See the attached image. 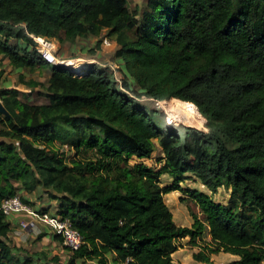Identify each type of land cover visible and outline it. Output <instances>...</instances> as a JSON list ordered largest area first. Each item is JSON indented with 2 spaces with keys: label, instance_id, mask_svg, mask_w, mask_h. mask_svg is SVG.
<instances>
[{
  "label": "trees",
  "instance_id": "16d2710c",
  "mask_svg": "<svg viewBox=\"0 0 264 264\" xmlns=\"http://www.w3.org/2000/svg\"><path fill=\"white\" fill-rule=\"evenodd\" d=\"M102 31L117 47L119 81L107 68L74 73L50 65L31 38L64 44ZM0 57L15 70L49 74L45 84L24 82L44 105L0 89L10 114L0 115V204L50 188L54 215L82 238L58 264H173L175 241L187 237L193 246L204 228L197 219L192 228L178 227L164 204L163 194L178 189L184 174L211 193L229 190L225 204L186 191L211 242L235 257L228 264H264V0H145L141 12L126 0H0ZM147 101L181 102L203 117L207 131L161 126ZM62 126L77 132L76 148L94 149L96 164L111 175L92 173L93 163L68 167L53 149L63 141ZM156 147L161 173L172 177L165 189L142 162ZM10 231L0 210V264L59 262L25 255Z\"/></svg>",
  "mask_w": 264,
  "mask_h": 264
},
{
  "label": "rangeland",
  "instance_id": "374dc122",
  "mask_svg": "<svg viewBox=\"0 0 264 264\" xmlns=\"http://www.w3.org/2000/svg\"><path fill=\"white\" fill-rule=\"evenodd\" d=\"M130 10L138 8L139 12L144 9L145 0H126ZM107 40L108 45L103 44V41ZM55 44V57L59 61L66 62H81L84 64H90L89 69L93 66H98L103 69H110L117 79H121V73L119 71L120 64L116 61L114 53L116 50L115 43L107 37L105 31H102L98 37L90 38H78L73 43L59 44L57 41H53ZM86 64V65H87ZM97 68V67H96ZM112 68L114 70H112ZM6 71V70H5ZM4 71V72H5ZM46 72L44 70H37L33 73V77L37 78L42 84L46 83ZM48 73V72H47ZM10 76L9 74L6 75ZM12 80V77L9 78ZM146 104L153 110H157V121L159 125H167L169 127H191L187 126L182 120H178L167 113V106L159 102L147 101ZM189 108V107H188ZM190 109V108H189ZM192 110V109H191ZM174 120V121H173ZM202 131H207L204 125L200 128L191 127ZM97 133V130H95ZM59 133L63 137V141H57L53 144V149L63 157L64 163L71 167L72 161L78 163L87 164L93 163L95 170L92 173L101 175H111L109 168L104 166L102 171L101 167L96 164L98 160V154L94 149H87L84 146L76 148L77 144L81 141L77 132H72L69 127L62 126L59 128ZM161 152L156 147L155 152L151 155L150 159L143 160L142 162L148 167L153 168L154 175L157 176L156 183L160 189L171 187L172 177L168 174L161 173L163 161L161 160ZM185 180L178 181L179 188L171 190L163 194L164 204L172 214V217L176 225L180 228H192L194 221L204 223V228L200 238L195 239L193 246L188 244L189 238L179 239L175 241L177 250L172 255L173 264H228L235 260V257L223 251L217 245L211 242L209 236V229L204 222V216L201 213L196 202L190 197L186 191H195L197 193H203L209 196V198L216 203L225 204L229 201V190L225 187H220L215 193L208 191L201 183L189 174H184ZM50 188L37 187L33 194H26L24 191L18 193L20 197H26L30 201V205L35 211H46L50 214H54L55 204L49 202V197L46 191ZM8 221L11 224L16 222L29 223L31 219L16 215L9 218ZM34 224V223H33ZM30 224L27 229H22L19 237H21L20 248L25 252V255L31 256L33 253H40L46 257H42L41 261L46 263L51 262L53 258H58L62 263L70 254L62 245L61 241L54 239L53 234L49 233L47 225L43 222L36 221L34 226ZM46 226V227H44ZM42 227H44L47 235L43 233ZM56 240V241H55ZM26 247V248H23ZM205 259H208L207 261ZM86 264H94V262H87Z\"/></svg>",
  "mask_w": 264,
  "mask_h": 264
},
{
  "label": "built area",
  "instance_id": "2783aa9c",
  "mask_svg": "<svg viewBox=\"0 0 264 264\" xmlns=\"http://www.w3.org/2000/svg\"><path fill=\"white\" fill-rule=\"evenodd\" d=\"M31 38L35 43L37 53L43 61L50 65L68 70L67 65L55 57L54 40L35 36H31ZM103 44L108 45L107 40H104ZM88 66H90V64ZM87 70H89V67H87ZM112 70L114 69L112 68ZM115 79L119 81L116 77ZM0 210L8 219L16 215L31 219L29 223L20 222L19 226L21 229H27L30 224H33L36 221L43 222L50 228L53 236H57L61 239L62 245L69 252L78 250L82 245L80 234L71 227L70 221L67 218H61L60 216L50 213L38 214L31 205L24 203L18 195L3 199L0 204Z\"/></svg>",
  "mask_w": 264,
  "mask_h": 264
},
{
  "label": "crops",
  "instance_id": "0c3cea01",
  "mask_svg": "<svg viewBox=\"0 0 264 264\" xmlns=\"http://www.w3.org/2000/svg\"><path fill=\"white\" fill-rule=\"evenodd\" d=\"M128 5V4H127ZM6 70V71H5ZM5 71V72H4ZM37 72V70H36ZM34 72L29 73L25 70H15L10 66L7 59H3L0 57V89H16L19 91L20 95H25L26 99L23 101L30 102L32 104L36 105H44L48 103V100L44 96H37L35 93H33L29 88H27L24 85L25 81H36L40 82L37 78L33 77ZM9 74L10 76L6 75ZM48 73L46 72V76L48 78ZM12 77V80H9V78ZM46 78V81H47ZM40 91L42 93H45V91L42 89L36 90ZM22 97V96H21ZM54 203L56 206V201H49L48 204ZM20 222H16L15 224H11V231L9 233V239L17 246L20 247V245H23V243H20L21 237H19L21 233V228L19 226ZM36 222H34L35 224ZM34 224L32 226H34ZM46 227V226H44ZM44 227H42L43 233L47 235V232L45 231ZM47 228V227H46ZM49 228V227H48ZM49 233H52L49 229ZM56 241V240H55ZM26 248V247H23Z\"/></svg>",
  "mask_w": 264,
  "mask_h": 264
},
{
  "label": "bare ground",
  "instance_id": "6f19581e",
  "mask_svg": "<svg viewBox=\"0 0 264 264\" xmlns=\"http://www.w3.org/2000/svg\"><path fill=\"white\" fill-rule=\"evenodd\" d=\"M87 64V63H86ZM81 62H66L68 70L74 73L87 72L88 64L86 65ZM167 113L172 117L182 120L184 123H187V126L200 128L204 125L205 120L203 117L196 111L189 109L185 104L181 102H173L167 106Z\"/></svg>",
  "mask_w": 264,
  "mask_h": 264
},
{
  "label": "water",
  "instance_id": "95a60500",
  "mask_svg": "<svg viewBox=\"0 0 264 264\" xmlns=\"http://www.w3.org/2000/svg\"><path fill=\"white\" fill-rule=\"evenodd\" d=\"M0 115L10 118V114L6 111L2 103L0 102Z\"/></svg>",
  "mask_w": 264,
  "mask_h": 264
}]
</instances>
